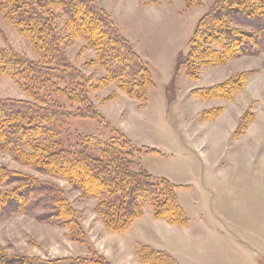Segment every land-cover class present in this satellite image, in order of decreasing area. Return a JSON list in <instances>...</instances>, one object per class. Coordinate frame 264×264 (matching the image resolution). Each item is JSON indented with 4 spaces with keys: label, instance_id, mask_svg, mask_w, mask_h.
<instances>
[{
    "label": "rangeland",
    "instance_id": "1",
    "mask_svg": "<svg viewBox=\"0 0 264 264\" xmlns=\"http://www.w3.org/2000/svg\"><path fill=\"white\" fill-rule=\"evenodd\" d=\"M93 1L113 19L123 36L127 31L131 35L138 32L136 47L149 58L154 85L147 91V103L140 106L114 81H100L107 73L96 52L86 48L83 39H75L64 51L87 84L94 85L88 90V99L103 120L72 121L71 135L107 139L116 130H129L127 133L138 140L133 157L139 167L181 185L176 193L189 218L187 227H173L176 223L155 217L166 222L150 223L137 238L169 252L179 264H264V51L208 64L197 80H191L185 63L189 40L213 0H200L191 6L185 0ZM148 6H160L161 16L158 12H147L149 16L145 12L144 16L141 11ZM135 23L140 25L139 31ZM0 48L36 59L31 45L1 9ZM180 53L182 65L177 62ZM241 74L246 81L232 99H224L219 91L190 101L183 91L188 86L215 87ZM171 84L168 96L166 89ZM162 90L165 103L158 101ZM0 98L24 100L29 95L11 78L1 76ZM134 104L141 109L132 108ZM190 117L188 125L192 123L194 129L195 124L201 126L203 136L197 142L190 138L184 122ZM0 168L59 186L76 219L75 226L53 216L42 219L49 213L43 206L33 214L0 216V258L4 259L0 264H25L32 258L53 263L65 257H88L93 264H138L126 254V244L102 226L96 198H86L69 182L22 164L1 146ZM148 209L152 211L145 203L143 214Z\"/></svg>",
    "mask_w": 264,
    "mask_h": 264
},
{
    "label": "trees",
    "instance_id": "2",
    "mask_svg": "<svg viewBox=\"0 0 264 264\" xmlns=\"http://www.w3.org/2000/svg\"><path fill=\"white\" fill-rule=\"evenodd\" d=\"M185 1L187 6L200 4V0ZM0 9L36 54V59H31L0 48V77L8 76L29 95L24 100L0 98L1 148L24 165L69 182L84 197L96 198L99 217L110 230L127 232L143 215L145 203L155 217L186 225L188 217L178 202L175 186L139 167L133 157L135 145L123 132L116 130L107 139L71 135L72 121L103 120L88 99V90L94 85L87 84L64 51L75 39H83L86 48L96 52L107 73L100 81H114L140 106L147 103V91L154 85L148 64L113 19L93 0H0ZM263 51L264 0H213L189 40L186 75L197 80L208 64ZM182 54L178 55L179 65L184 63L180 61ZM245 81V74H241L193 93L205 98L220 91L224 99H232ZM172 87L166 89L168 96ZM66 137L73 142L65 141ZM14 182L15 187H10ZM0 187L7 188L0 190V216L33 214L43 206L49 213L42 219L53 216L75 226L73 206L56 184L15 176L0 168ZM138 255L148 264H178L168 254L145 245L138 247ZM25 264L93 263L88 257H65L53 263L32 258Z\"/></svg>",
    "mask_w": 264,
    "mask_h": 264
},
{
    "label": "crops",
    "instance_id": "3",
    "mask_svg": "<svg viewBox=\"0 0 264 264\" xmlns=\"http://www.w3.org/2000/svg\"><path fill=\"white\" fill-rule=\"evenodd\" d=\"M136 1L134 0V3H135ZM138 7V10H141L142 8H141V6H139V4H137L136 5V8ZM146 8V7H145ZM148 9L146 10V11H144L145 9H143L141 12H144V16H145V12L147 13V12H158V10H159V8H160V6L159 7H153V6H148L147 7ZM149 10V11H148ZM148 14V13H147ZM151 13H149L148 14V16L150 15ZM158 14H160L159 12H158ZM147 16V17H148ZM160 16H161V14H160ZM143 25V24H142ZM146 25H147V23H146ZM140 25L138 24V23H135V27L137 28V30L139 31V27ZM157 26V25H156ZM135 28V29H136ZM133 29V28H132ZM130 30V29H129ZM127 33V36L126 35H124L127 39H128V41L132 44V46H133V48H134V50L140 55V57L142 58V57H144V61H146V63L147 64H149L148 62V60L147 59H149L148 58V56H146L147 54H146V52L145 51H142L141 49H139V48H137L136 47V44L138 43V37H139V34H138V32H136V34H134V35H131V34H129V32L127 31L126 32ZM148 61V62H147ZM263 64V63H262ZM262 64H261V66H262ZM150 69V68H149ZM259 72H260V70H259ZM152 75V74H151ZM200 88H203V87H191V86H188V87H186L183 91H184V93H186L187 95H188V97H190V101H191V98H194V99H199L200 97L199 96H197L196 94H194L193 93V90H195V89H200ZM149 92V91H148ZM164 94V95H163ZM166 94H165V90H162L161 91V93H160V96H159V98H158V101H160L161 103L163 102V103H165V101H167L166 100ZM196 101V100H195ZM134 105H136V106H131L132 108H134V107H137L138 109H141V108H139V106H138V104H134ZM102 111V114H104L105 115V117L106 118H108L111 122H112V118L108 115V114H106L103 110H101ZM188 121H191V117H190V119H187V120H185L184 122H185V124H186V126H187V131H188V133H189V136H190V138L192 139V141H195V142H197L200 138H202V136H200V129H201V126H199V124H195V129H194V127H192L191 125H192V123L190 124V125H188L186 122H188ZM201 121V120H200ZM113 123V122H112ZM203 123V122H202ZM124 131V130H123ZM127 131H129V130H127ZM127 131H124V133L126 134V136H128V138H130L131 140H132V142L134 143V145L136 146V147H139L138 146V140L137 139H135V138H133V137H131L130 136V132H128L127 133ZM235 134V132L233 133V136H235L234 135ZM232 140H233V138H231ZM141 148H145V146H141ZM151 150V149H150ZM150 173V172H149ZM151 175H153V176H155V177H161V178H165V179H167L166 177H164V176H162V175H158V174H152V173H150ZM168 180V179H167ZM170 183H172L170 180H168ZM174 186H175V191H176V189H177V186H181V185H177V184H174V183H172ZM176 196H177V199H178V202H179V204L181 205V203H180V200H179V197H178V195H177V193H176ZM181 207L183 208V206L181 205ZM183 210H184V212H185V209L183 208ZM186 213V212H185ZM187 215V214H186ZM97 216H98V219L100 220V217H99V215L97 214ZM188 217V216H187ZM101 221V220H100ZM188 221H189V218H188ZM159 222H166V221H163V220H158V219H155V216L153 215V213H152V211H150V209H148V210H145V213L143 214V216L141 217V218H139V219H137L136 220V222L133 224V226L127 231V232H117V231H113V230H110V229H108L107 227H106V225L104 224V222H102L101 221V223H102V226L103 227H105V229L107 230V231H109L110 233H112V234H116L119 238H120V240H121V242L123 243V244H126V249L127 250H125V252H126V254H129L130 253V255H132V257H133V259L138 263V264H148V263H144L142 260H141V258L139 257V255H138V247L140 246V245H145V246H148L149 248H151L152 250H154V251H156V252H163V253H166V254H168L169 256H171L172 258H174L176 261H177V259L173 256V255H171L169 252H167V251H164V250H161V249H157V248H154L153 246H151V245H149V244H146V243H144V242H142L140 239H138L137 237H138V235H142L143 233H145V231H146V229H147V227H148V225H150V223H153V224H157V223H159ZM168 222V221H167ZM189 225V223L188 224H186V225H175V226H173V227H187ZM130 251V252H129ZM128 252V253H127ZM103 255V254H102ZM83 256V255H82ZM105 258H106V260H109V262H111V260L110 259H108L105 255H103ZM149 262V261H148ZM178 262V261H177ZM112 263V262H111ZM113 264V263H112ZM179 264V263H178Z\"/></svg>",
    "mask_w": 264,
    "mask_h": 264
}]
</instances>
